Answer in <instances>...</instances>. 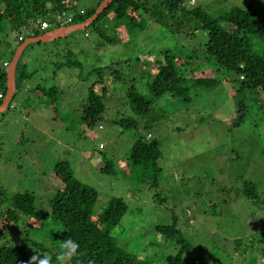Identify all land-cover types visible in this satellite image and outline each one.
Segmentation results:
<instances>
[{
	"label": "rangeland",
	"instance_id": "rangeland-1",
	"mask_svg": "<svg viewBox=\"0 0 264 264\" xmlns=\"http://www.w3.org/2000/svg\"><path fill=\"white\" fill-rule=\"evenodd\" d=\"M96 2L80 0L77 6L84 9ZM185 3L213 17L238 6L264 18V0ZM59 15L53 21L55 17L59 21ZM139 15L146 25L132 34L113 21L110 11L99 23L108 41L89 28L52 43L29 45L22 53L24 77L18 78L17 71L14 98L0 114V211L10 207L13 195L32 193L35 214L6 230L0 244L23 242L30 258L48 264L50 250L58 246L53 237L61 230L49 217V201L63 186L53 169L56 163L67 161L74 178L97 191L96 217L111 198L125 201L128 211L112 235L119 247L137 255L143 264H165L167 256L180 250L174 240L155 231L158 225L170 224L173 217L192 244L182 254L185 264H249L252 258L264 264V108L260 100L246 101L245 112L241 111L240 96L231 95L234 76L216 72L199 53L206 42L204 31L176 34L173 18L167 19L168 25H160L142 11ZM70 17L72 13H65L63 20ZM38 21L34 25L40 30ZM50 24L44 34L61 28L60 21ZM25 32L23 28L22 34H0V69L7 70ZM250 39L253 52L260 53L259 41ZM165 50L174 58L180 76H212L220 84L210 89L187 81L181 85L188 89L185 96L168 93L155 98L152 113L139 120L137 128L115 125V120L135 117L125 97L130 85L152 98L147 90L149 72L163 63ZM189 55L193 58L188 59ZM99 67L107 68L103 75L109 78L106 110L100 122L88 127L81 122V111L88 88L97 78L93 69ZM113 69L119 72L118 81L111 74ZM37 87L54 90L44 98ZM148 132L150 139L160 142L162 154L156 162L161 170L156 187L128 162L132 145ZM102 158L110 162L113 174L101 171ZM245 181L258 187L256 203L242 196ZM155 194L166 201H159ZM187 217L190 224L194 221L192 225L187 226ZM31 244L46 250L37 251ZM55 264L69 263L58 259Z\"/></svg>",
	"mask_w": 264,
	"mask_h": 264
},
{
	"label": "trees",
	"instance_id": "trees-1",
	"mask_svg": "<svg viewBox=\"0 0 264 264\" xmlns=\"http://www.w3.org/2000/svg\"><path fill=\"white\" fill-rule=\"evenodd\" d=\"M79 1L0 0V34L7 32L22 34V29L25 28L27 32L22 36L20 43L27 38L39 37L44 35V31L39 30L34 23L38 20V22H52V17L62 12L73 14L68 26L80 24L94 14L103 0H97L94 6L84 9L78 8ZM152 1L154 2V0H113L91 26L84 30L93 28L100 37L108 41L99 23L110 11L113 14V21L123 24L130 34L135 29L142 30L146 25L139 15L140 11L149 15L160 25H168L167 19L173 18L175 22L171 26L176 34L202 30L205 32L206 42L199 49V53L205 61L214 65L216 72L234 76V78L231 77V95L240 96L241 111L245 112L246 101L254 100V98L260 100L259 103L264 108V18H258L255 12L238 6H231L219 16L213 17L199 6L187 7L186 0H156L155 3ZM250 36L255 37L262 46L260 53L253 52ZM163 53H165L163 63L158 64L153 72H149L151 78L147 83V90L152 98H146L137 91L134 85H130L125 92V97L135 117L115 120V125L125 129L137 128L139 120L152 113L155 98L168 93L173 97L185 96L188 89L181 85L187 81L192 86L200 85L210 87V89L220 84V80L212 76L198 79L180 76V71L175 67V60L169 51L165 50ZM188 57V59L193 58L191 55ZM65 65L68 67L69 64ZM25 66L20 63L16 65L15 73L19 72L18 78L24 77ZM106 69L105 67L93 69L97 78L88 88V97L82 106L80 117L85 126L92 127L100 122L106 110L104 101L108 94L106 81L109 79L107 75H103L106 74ZM4 70V68L0 69V104L6 94ZM113 70L111 74L113 73L114 80L118 81L119 72L116 69ZM16 87L15 82V90ZM37 88L41 96H50L54 90V87H51L45 92L44 89ZM243 117L242 113L239 119ZM146 137L147 135L141 136L134 142L130 149L128 162L132 170L139 172L141 178L150 182L151 187H156L161 171L156 164L162 155L160 142L155 138ZM102 161L105 164L101 171L105 174H113L110 162L105 158H102ZM53 172L63 186L53 194L49 201L50 220L61 226V230L53 237L58 245V251H55V247L50 250V264H55L58 260L57 252L61 251L60 244L67 238L75 240L80 246L77 254L66 259L69 264H143L137 255L130 254L119 247L112 235V230L128 211L125 201L122 198H111L107 206L96 217L93 209L98 200L97 191L76 180L67 161L56 163ZM241 194L252 203H256L259 199L258 187L250 181L242 184ZM155 196L161 202L166 201V198H161L156 194ZM34 201L35 197L32 193L15 194L11 197L10 207L0 211V240L6 230L13 228L20 221L28 222L34 217ZM190 218L193 219L191 216ZM188 220L187 217V226L194 223L193 221L190 224ZM155 231L174 240L180 249L175 256H167L164 259L165 264H185L182 261V254L189 251L192 244L186 234L178 228L177 218L173 217L170 224L156 226ZM235 244L241 245L239 239L235 241ZM31 245L37 248V251L45 252L46 250L41 245ZM243 252L246 253L247 250ZM30 259L25 243L0 244V264H29ZM33 264H37L36 261H33ZM249 264H256V260L252 258Z\"/></svg>",
	"mask_w": 264,
	"mask_h": 264
},
{
	"label": "water",
	"instance_id": "water-1",
	"mask_svg": "<svg viewBox=\"0 0 264 264\" xmlns=\"http://www.w3.org/2000/svg\"><path fill=\"white\" fill-rule=\"evenodd\" d=\"M113 0H103L97 9L95 10L94 14L85 22L76 24V25H70L66 27H61L57 29L54 33L50 34H44L39 37L35 38H27L22 41L16 48V51L11 59V62L9 63L7 70L5 71L6 73V94L5 97L0 104V114H3L6 112V110L9 107L10 102L14 98V75H15V68L17 65V62L23 53V51L32 44H43V43H49V42H54L56 40H59L61 38H64L66 35L76 32V31H81L89 26L104 12V10L108 7V5L112 2Z\"/></svg>",
	"mask_w": 264,
	"mask_h": 264
},
{
	"label": "clouds",
	"instance_id": "clouds-1",
	"mask_svg": "<svg viewBox=\"0 0 264 264\" xmlns=\"http://www.w3.org/2000/svg\"><path fill=\"white\" fill-rule=\"evenodd\" d=\"M79 247H80L79 244L71 238H67L63 240L60 244L61 251L57 259L63 262L65 259L71 258L73 255L77 254ZM34 260L35 257L31 258L29 264H33ZM48 264H50V259L48 261Z\"/></svg>",
	"mask_w": 264,
	"mask_h": 264
},
{
	"label": "built area",
	"instance_id": "built-area-1",
	"mask_svg": "<svg viewBox=\"0 0 264 264\" xmlns=\"http://www.w3.org/2000/svg\"><path fill=\"white\" fill-rule=\"evenodd\" d=\"M64 16H65V13H61V15L58 16V19L60 21V24H58V27H66V26H68L71 23L72 17L63 20ZM55 21H56V23L59 22L57 20V17H55V20L52 21L51 23L53 24ZM50 25H51L50 22L42 21L41 24H40V30H42V31L48 30L49 28H51ZM56 28H57V26H56ZM0 98H1V96H0ZM146 138H148V139L151 138V135L148 134Z\"/></svg>",
	"mask_w": 264,
	"mask_h": 264
},
{
	"label": "crops",
	"instance_id": "crops-1",
	"mask_svg": "<svg viewBox=\"0 0 264 264\" xmlns=\"http://www.w3.org/2000/svg\"><path fill=\"white\" fill-rule=\"evenodd\" d=\"M56 30H57V29H56ZM56 30H55V31H56ZM55 31L53 30V31H51V32L54 33ZM66 36H67V35H66ZM66 36H65V37H66ZM65 37H64V38H65ZM51 43H52V42H51ZM45 44H46V43H45ZM23 52H24V51H23ZM21 57H22V54H21V56H20V58H19L17 64H19V63L21 64V63H22V62H21ZM25 65H26V64H25ZM7 67H8V66H7ZM7 67H6V68H7ZM5 71H6V70H5ZM15 71H16V68H15ZM15 82H16V73H15V75H14V93H15ZM44 98H45V96H44ZM148 120H149V119H148ZM148 134H150V133L148 132ZM148 134H147V135H148ZM150 135H151V134H150Z\"/></svg>",
	"mask_w": 264,
	"mask_h": 264
}]
</instances>
